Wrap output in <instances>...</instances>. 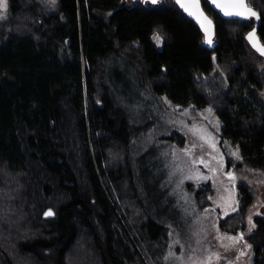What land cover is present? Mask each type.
Wrapping results in <instances>:
<instances>
[{
	"label": "trees",
	"instance_id": "16d2710c",
	"mask_svg": "<svg viewBox=\"0 0 264 264\" xmlns=\"http://www.w3.org/2000/svg\"><path fill=\"white\" fill-rule=\"evenodd\" d=\"M7 0L0 25V264H163L167 226L150 217L136 180L133 125L114 93L113 66L169 104L212 107L220 139L238 149L236 168L264 173V57L248 43L255 17H225L201 0L205 29L175 0ZM260 16L264 0H247ZM207 26V25H206ZM158 33L162 44L153 36ZM225 73L227 89L212 74ZM179 145L183 138L177 133ZM238 209L219 221L243 228L253 202L236 185ZM210 187L196 191L199 208ZM51 208L52 218H44ZM247 236L252 264H264V217ZM76 252V255L74 253Z\"/></svg>",
	"mask_w": 264,
	"mask_h": 264
},
{
	"label": "rangeland",
	"instance_id": "374dc122",
	"mask_svg": "<svg viewBox=\"0 0 264 264\" xmlns=\"http://www.w3.org/2000/svg\"><path fill=\"white\" fill-rule=\"evenodd\" d=\"M38 1L46 10L56 5V0L54 3ZM164 1L123 0L122 4L153 5ZM6 3V10L0 9V25L8 19L7 0ZM157 36L159 41L155 39ZM153 39L157 46L162 44L158 33ZM261 69L264 71V64ZM112 74L114 93L121 97L130 122L134 126L145 121L152 123L132 140V161L150 217L168 228L163 264H252L253 252L247 236L255 229L253 218L264 217V173L236 168L238 159L232 153L238 149L220 139L221 121L212 107L193 115L192 108L174 107L164 95H155L139 86L129 67L116 63ZM212 78L221 90L227 89L224 72L215 70ZM174 133L183 138L182 145L177 138H171ZM213 142L215 151L210 146ZM229 173L234 180L228 179ZM240 182L252 190L253 202L243 220V228L233 233L223 232L219 221L238 209L236 185ZM205 184L209 185L210 192L205 194V206L199 208L196 191ZM240 236L243 239L234 244L227 239Z\"/></svg>",
	"mask_w": 264,
	"mask_h": 264
},
{
	"label": "snow or ice",
	"instance_id": "6c2138e0",
	"mask_svg": "<svg viewBox=\"0 0 264 264\" xmlns=\"http://www.w3.org/2000/svg\"><path fill=\"white\" fill-rule=\"evenodd\" d=\"M54 3L55 0H52ZM153 3L156 2V0H152ZM178 3H180V6L184 8L185 11L188 12L189 15L196 16L201 21V27L205 29L206 36H209V39L206 41L207 43L211 44V39L209 35V29L211 26V21L207 19V17L203 16V13L199 11V2L198 0H190V2H184V0H177ZM215 2V0H214ZM216 6L219 7L226 16H237V17H243L244 19L249 18H259L257 16V13L254 12L250 7H248L245 3V0H225L224 3H216ZM7 8L6 0H0V9ZM207 25V26H206ZM254 33L250 34L248 39L250 42H252L253 47L256 48V50L260 53L261 56H264V46H260L257 41L254 40ZM157 41H159V36L155 37ZM215 127H219L218 123L215 125ZM214 139V138H213ZM213 150L215 151V143L213 142L210 145ZM232 155H234L237 159H240L239 153L233 152ZM203 163V161H201ZM228 179L234 180L235 177L232 176L230 173L228 174ZM231 206V205H229ZM53 213L49 211L46 215L51 216ZM227 214V213H225ZM249 223H251V219H249ZM228 240H230L233 244L239 242L243 239L242 236L240 237H227ZM171 255V254H170ZM241 255H244V253H241Z\"/></svg>",
	"mask_w": 264,
	"mask_h": 264
},
{
	"label": "water",
	"instance_id": "95a60500",
	"mask_svg": "<svg viewBox=\"0 0 264 264\" xmlns=\"http://www.w3.org/2000/svg\"><path fill=\"white\" fill-rule=\"evenodd\" d=\"M175 1H176V3H178L177 0H175ZM207 1L210 3V5L212 6L213 9L217 10L221 15H223V16H225V17H234V18L244 19L243 17H237V16H226V15L224 14V12H223L219 7L216 6V3H217V2H219V3H224L225 0H215V2H214V0H207ZM184 2H190V0H184ZM198 2H199V11L203 13V16H204V17H206V16H205V13H204V9H203V7H202L201 0H198ZM245 3H246V5H247L248 7H250V8L253 10V8L248 4L247 0H245ZM178 4H179V6H180V3H178ZM180 7H181V6H180ZM181 8H182V7H181ZM182 9H183V11H185L184 8H182ZM253 11H254V10H253ZM185 12L188 14L187 11H185ZM254 12H255V11H254ZM188 15H189V14H188ZM189 16L192 17L193 19H195V21H197V23L201 25V21H200L196 16H193V15H189ZM257 16H258L259 18H258V19L255 18V19H256V24H255V26H254V27H253V28H252V29L246 34V39H247L248 43H249L252 47H253V44H252V42H250L249 39H248L249 35L252 34V33L255 34V35H254V40L257 41V42L259 43L260 46H264V44L261 43V41H260V40L257 38V36H256L257 29H258L259 24H260V16H259V14H257ZM209 34L211 35L212 33L209 31ZM253 48H254V47H253ZM254 49H255V51H256L258 54H260V53L256 50V48H254ZM263 57H264V56H263ZM49 211H51V212L53 213L51 216L46 215ZM53 216H54V212H53V210H52L51 208L47 209V210L44 212V214H43V217H44V218H52Z\"/></svg>",
	"mask_w": 264,
	"mask_h": 264
},
{
	"label": "bare ground",
	"instance_id": "6f19581e",
	"mask_svg": "<svg viewBox=\"0 0 264 264\" xmlns=\"http://www.w3.org/2000/svg\"><path fill=\"white\" fill-rule=\"evenodd\" d=\"M167 246H168V244H167Z\"/></svg>",
	"mask_w": 264,
	"mask_h": 264
}]
</instances>
